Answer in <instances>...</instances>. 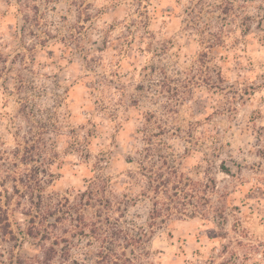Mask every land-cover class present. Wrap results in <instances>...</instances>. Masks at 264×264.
I'll use <instances>...</instances> for the list:
<instances>
[{"label":"rangeland","instance_id":"374dc122","mask_svg":"<svg viewBox=\"0 0 264 264\" xmlns=\"http://www.w3.org/2000/svg\"><path fill=\"white\" fill-rule=\"evenodd\" d=\"M38 168L43 207L106 186L139 264H264V0H0V264L97 259L73 219L101 207L31 211Z\"/></svg>","mask_w":264,"mask_h":264},{"label":"trees","instance_id":"16d2710c","mask_svg":"<svg viewBox=\"0 0 264 264\" xmlns=\"http://www.w3.org/2000/svg\"><path fill=\"white\" fill-rule=\"evenodd\" d=\"M40 156V160H43L42 155ZM37 170L40 171V168H38ZM46 170V168L41 169V171L37 175H34L33 173L27 174L26 179L14 176V186L17 188V190H20L21 187H19V184L21 186L25 185L23 194L30 198L29 200L32 203L31 211L37 209L41 212L48 213L50 216L52 214L56 215L59 214V212H62V214L66 216L70 215L73 219L75 215L78 214L84 216L82 212H84L85 209L89 206L101 207L96 211L97 218L92 221H87L84 219V217L82 218L83 220H80V217H76L73 219L74 237H79V240H82V238L84 237L89 239L93 238L100 243L99 251L96 254L97 259L91 260L89 257H85L82 259H72L71 251L75 246L72 240L67 238L62 239L65 244L61 248L59 247L61 245V240L56 238L53 239L50 247L46 248L43 256H36L34 259L30 260L19 257L16 261H14V264H32L30 263V261L34 262V264H139L137 263L134 255L137 246H140L143 243L144 238L148 235L147 230L144 227H139L137 235L131 236L129 234L128 230L121 225V217L124 215H112L113 207L119 210L123 208L121 203H118V205L111 204V207L109 206L111 199L107 197L106 202L108 204H104L103 197L107 196L106 186H101V184L94 180L90 182L89 189L83 192L80 196L79 204L70 205V201L67 200L65 205L62 204V202H58L51 204L48 203L46 207H43V199H49L50 197H46L45 195H43L42 191H40V189L37 187V182H43L39 175L45 174L47 172ZM148 172H152L155 174V172L150 171V169L148 170ZM32 176H34V178ZM157 181L158 179L154 178L152 175L149 176V180L147 181L148 193H152L155 196H158V194L162 190V185H160L161 183ZM37 190H39L40 192L37 193ZM36 200L38 203L36 202ZM60 204L62 205L59 206ZM106 206L109 207L106 208ZM170 215H172V212L169 207H156L150 215V227H154L155 225H157V223H159V218L164 221L165 218L169 217ZM32 222L35 224L36 221ZM10 226L11 225L6 212L4 218L0 217V227L4 233L8 234L13 232L10 231ZM131 230L133 229H129V231ZM43 232V236L45 237L39 238L40 240L52 239V233L49 227L46 226ZM28 235L35 236L33 228L28 231ZM60 251L64 252V254H67L68 257L65 256L60 262L55 263L54 260L58 257Z\"/></svg>","mask_w":264,"mask_h":264}]
</instances>
